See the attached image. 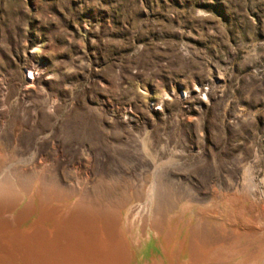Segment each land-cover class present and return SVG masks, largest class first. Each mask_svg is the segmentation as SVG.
Segmentation results:
<instances>
[{
    "label": "rangeland",
    "instance_id": "374dc122",
    "mask_svg": "<svg viewBox=\"0 0 264 264\" xmlns=\"http://www.w3.org/2000/svg\"><path fill=\"white\" fill-rule=\"evenodd\" d=\"M0 143L8 166L57 149L67 180L83 162L99 201L157 171L172 213L264 225V0H0Z\"/></svg>",
    "mask_w": 264,
    "mask_h": 264
},
{
    "label": "bare ground",
    "instance_id": "6f19581e",
    "mask_svg": "<svg viewBox=\"0 0 264 264\" xmlns=\"http://www.w3.org/2000/svg\"><path fill=\"white\" fill-rule=\"evenodd\" d=\"M50 144L52 147V140ZM4 145L0 143V162L6 165L0 172V252L4 253L0 264L10 257L16 264H138L135 250L149 236L148 229L157 235L161 252L145 258L142 264H219L222 258L232 257L231 264L263 260V254L259 257L264 249L263 224L225 225L210 213L209 209L215 212V205L187 215L188 198L179 204L173 202L178 211L172 213L157 171L149 185L141 176L137 182L124 184L122 190L105 192V199L99 201L100 195L97 198L93 186L87 183V165L83 162L72 163L76 168L82 166L80 178L67 180L69 174L62 168V159H57V149L48 156L45 148H35L29 164L8 166ZM98 175V180L104 179ZM134 179L137 180L135 175ZM132 198H141V204L130 206L131 213L124 216L123 223L120 207ZM235 198H228L232 213L229 216L234 210L242 220L244 213ZM23 256L31 262L27 263Z\"/></svg>",
    "mask_w": 264,
    "mask_h": 264
}]
</instances>
